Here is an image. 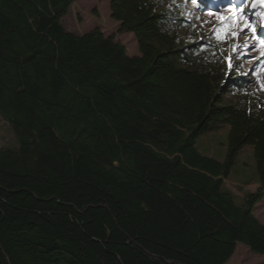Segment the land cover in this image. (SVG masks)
<instances>
[{
  "label": "trees",
  "instance_id": "trees-1",
  "mask_svg": "<svg viewBox=\"0 0 264 264\" xmlns=\"http://www.w3.org/2000/svg\"><path fill=\"white\" fill-rule=\"evenodd\" d=\"M74 1L0 0V116L16 137L0 148V264H226L239 242L264 254V97L263 114L224 104L229 66L200 62L154 0H110L137 55L100 27L68 30ZM220 124L224 159L198 145ZM245 145L259 186L237 203L224 178ZM58 169L94 183L45 190Z\"/></svg>",
  "mask_w": 264,
  "mask_h": 264
},
{
  "label": "rangeland",
  "instance_id": "rangeland-1",
  "mask_svg": "<svg viewBox=\"0 0 264 264\" xmlns=\"http://www.w3.org/2000/svg\"><path fill=\"white\" fill-rule=\"evenodd\" d=\"M177 17L174 31L182 45H195V55L200 62L220 60L230 71L222 86L224 104H235L263 114L258 98L264 97V0H154ZM64 26L76 33L100 27L105 35L114 36L123 43L129 55L140 53L133 32L121 31L120 22L112 17L110 0H75L69 12L62 17ZM199 57V58H198ZM212 59V60H211ZM243 78L245 85H238ZM227 124L202 135L198 141L202 152L224 159L227 150ZM15 133L0 116V148L13 145ZM254 157V147L245 145L239 152L230 175L224 178L225 187L242 203L247 192L259 186ZM50 182L75 184L80 181L60 169ZM63 178V179H62ZM86 185L93 181H80ZM48 182H42V185ZM125 188V183H119ZM254 214L264 223V198L254 207ZM226 264H264V254L255 253L242 242Z\"/></svg>",
  "mask_w": 264,
  "mask_h": 264
}]
</instances>
